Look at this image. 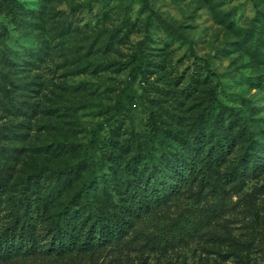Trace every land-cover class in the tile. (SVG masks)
I'll return each mask as SVG.
<instances>
[{
  "label": "rangeland",
  "instance_id": "374dc122",
  "mask_svg": "<svg viewBox=\"0 0 264 264\" xmlns=\"http://www.w3.org/2000/svg\"><path fill=\"white\" fill-rule=\"evenodd\" d=\"M147 1L155 14L143 0H0L3 208L41 168L86 159L95 204L122 206L133 224L92 252L43 241L0 264H264V149L260 162L245 157L248 135L230 123L236 108L264 148V0ZM185 150L178 188L169 166ZM196 150L209 166L196 165ZM135 174L160 198L148 213L125 201ZM182 214L203 222L172 243L168 226Z\"/></svg>",
  "mask_w": 264,
  "mask_h": 264
},
{
  "label": "trees",
  "instance_id": "16d2710c",
  "mask_svg": "<svg viewBox=\"0 0 264 264\" xmlns=\"http://www.w3.org/2000/svg\"><path fill=\"white\" fill-rule=\"evenodd\" d=\"M143 1L145 6L150 8L148 1ZM152 14H155L153 9H151ZM145 54V49L141 47L140 59L137 63L139 70L144 65ZM212 94L215 98L214 90H212ZM230 117V123L234 125L241 123V132L248 135L250 149L245 157L249 155V160L262 161L264 148L261 146L263 139L260 132L250 124L247 116L240 117L239 110L236 108L230 109ZM236 120L237 122H235ZM196 139V149L199 150L201 136ZM197 150L198 162L196 165L198 166L202 162L205 167L209 166L210 162L204 163V158L200 162L202 151ZM182 154V162L175 160L169 166L172 174L170 180L177 177L175 182L177 185L180 183L178 188L187 177L186 171L190 167L191 160L188 150ZM216 160L220 161V158L218 157ZM88 167L89 162L85 159L69 166L41 168L33 179L27 181L18 196H9L5 208H3V199L9 190L0 173V259L8 261L22 255L37 254L43 241L49 244L50 251H56L59 254L92 252L98 245L108 243L129 233L133 226L131 223L132 213L129 210H123L122 206L117 204L113 208L107 209L95 204L91 195V180L83 178V173ZM194 167L193 165L192 169ZM136 174L132 176L123 193L126 195L125 201L127 200V203L136 207V211L148 213L160 205V198L153 194L154 190H151L150 186L144 184V176L141 179ZM48 179L51 181L48 182ZM80 180V186L74 194L63 200L62 206L58 207L57 202L61 200V196L63 197ZM170 188H174L172 182L169 186L168 182H164L163 189L166 191ZM50 209L53 210L52 223L46 234L47 237L40 238L37 225L41 220H44L46 211L48 212ZM5 210L7 212H4ZM8 219L9 222H3ZM201 221L203 222V218L195 220L191 215H180L168 226L166 239L175 243L191 238L197 226L202 224ZM163 240V237L160 238V241Z\"/></svg>",
  "mask_w": 264,
  "mask_h": 264
}]
</instances>
